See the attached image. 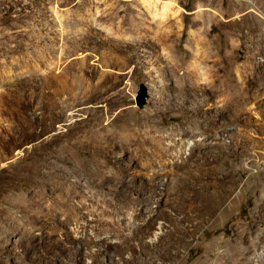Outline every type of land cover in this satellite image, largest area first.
Here are the masks:
<instances>
[{
  "label": "rangeland",
  "instance_id": "rangeland-1",
  "mask_svg": "<svg viewBox=\"0 0 264 264\" xmlns=\"http://www.w3.org/2000/svg\"><path fill=\"white\" fill-rule=\"evenodd\" d=\"M0 264H264V0H0Z\"/></svg>",
  "mask_w": 264,
  "mask_h": 264
},
{
  "label": "bare ground",
  "instance_id": "bare-ground-1",
  "mask_svg": "<svg viewBox=\"0 0 264 264\" xmlns=\"http://www.w3.org/2000/svg\"><path fill=\"white\" fill-rule=\"evenodd\" d=\"M209 88L207 87V90H208ZM113 128V127H112ZM119 128V127H118ZM102 129V128H101ZM100 129V130H101ZM107 129H108V127H107ZM99 130V129H98ZM99 130V131H100ZM103 130H104V128H103ZM102 130V131H103ZM121 130L123 131L124 130V127H122L121 128ZM93 131V130H92ZM106 131V130H105ZM90 132V131H89ZM109 132V131H108ZM110 132H111V130H110ZM116 132H117V130H116ZM121 132V131H120ZM125 132L126 131H124V134H125ZM153 132L154 131H152L149 135L151 136L150 138H148L149 140H154L155 141V139L156 140H158V141H160L161 142V137H159L158 135H153ZM87 134V133H86ZM85 134V136H80V141L78 140V138H76V142L77 143H80V144H88L91 148H93L94 149V154H93V157H92V161H93V165H94V167L98 170V173H100L101 172V174H104L105 176H104V178H98L97 176H95V174H92V175H90L89 176V180H86V179H84V178H82V177H79V176H77V178L76 179H74L73 181H71L68 177H70V176H72L73 175V171H76V169L75 168H66L65 169V174L64 175H62L61 176V179L59 180V182H57V183H54L55 185H57V184H62L61 185V188L62 189H64L65 188V196L66 195H68V191L66 192V190L69 188V187H73V188H75V187H77L78 185H81V184H84V182H87V183H92V184H99V183H108V182H113L114 180H115V177L113 176V174H112V172L109 170V168H110V166H111V164H115V163H118L121 159H123V158H125L126 157V152L125 151H123V152H118L117 150H116V146H118L119 144H121V146L122 147H126V146H128L129 145V147L130 146H132L134 143L133 142H136V143H138L137 141L138 140H136L135 138H133L134 137V135H133V137H131V140L132 141H130V142H128L127 143V140L126 141H122L121 139L119 140L120 141V143L119 144H113V142H112V144L113 145H115V148H113L112 150H110L109 151V153H108V155H107V157H105L106 159L105 160H103V156L102 155H100V153L98 152V151H96L97 149H96V147L94 146V139H96V138H94V136L91 134V133H89V134H87L86 135ZM95 134V133H94ZM99 133L97 132V135H98ZM119 135V134H118ZM106 136V135H105ZM113 136V134L111 133L110 134V137H112ZM125 136V135H124ZM131 136V135H130ZM121 137V136H120ZM128 137V136H127ZM119 138V137H118ZM129 138V137H128ZM104 139V138H103ZM107 139V138H106ZM114 140V139H113ZM96 141V140H95ZM75 142V143H76ZM99 142V141H98ZM97 141H96V144L98 143ZM122 142V143H121ZM72 143V142H71ZM79 144V145H80ZM222 144V143H221ZM120 146V147H121ZM112 148V147H111ZM125 150H127L128 149V147H127V149L126 148H124ZM159 149H155V150H152L149 154H150V157L151 158H155V157H157V156H159L160 155V152L158 151ZM162 152V151H161ZM128 153V152H127ZM162 154L164 155V154H166V153H163L162 152ZM162 155V156H163ZM51 157V159H63V160H68V157L66 156H63V155H59L58 157H57V155H54V152H47V157ZM150 158V159H151ZM152 160H154V159H152ZM76 168H78L77 167V165H76ZM100 171V172H99ZM107 172V174H106V172ZM69 190V189H68ZM76 193V192H75ZM77 194H78V192H77ZM80 194V193H79ZM69 197V196H68ZM66 200V199H65ZM78 215L76 214V213H74V214H72V215H70L67 219L68 220H70L71 219V221H73V220H76L78 217H77Z\"/></svg>",
  "mask_w": 264,
  "mask_h": 264
},
{
  "label": "water",
  "instance_id": "water-1",
  "mask_svg": "<svg viewBox=\"0 0 264 264\" xmlns=\"http://www.w3.org/2000/svg\"><path fill=\"white\" fill-rule=\"evenodd\" d=\"M148 98H150V93L148 86L144 83L140 85V89L137 92L136 103L140 108H144L148 103Z\"/></svg>",
  "mask_w": 264,
  "mask_h": 264
}]
</instances>
